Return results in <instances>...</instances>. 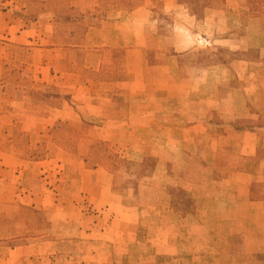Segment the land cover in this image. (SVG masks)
Returning <instances> with one entry per match:
<instances>
[{
  "label": "crops",
  "instance_id": "1",
  "mask_svg": "<svg viewBox=\"0 0 264 264\" xmlns=\"http://www.w3.org/2000/svg\"><path fill=\"white\" fill-rule=\"evenodd\" d=\"M68 1L72 11L85 15L101 6L100 0ZM18 2L4 0L0 7V44L27 46L34 55L49 52L36 77L59 80L55 85L65 88L67 97L60 106H47V118L25 116L23 108H3L2 113L22 114L23 122H32L22 130L40 136L60 122L83 139L87 135L81 126L88 123L94 138L113 143L128 160L155 161L145 189H160L158 212L215 219L228 234L240 236L244 249L263 253L264 0H223L202 18L175 0L113 2L74 46L53 35L52 14L33 15L26 22L21 15L26 4ZM158 10L173 16L167 31ZM57 63L62 70L53 66ZM1 87L0 106L18 108L21 101L10 104L12 92H1ZM26 95L22 101L41 102ZM45 122L50 128L43 132ZM45 161L12 157L0 170V201L30 199L35 207L48 209L34 189H19L26 167L18 175L14 167ZM78 166V190L84 192L78 196L99 212L82 214L92 218L87 228L99 226V217L115 208L119 212L107 215L110 224L116 222V240L135 235L143 205L131 197L132 189L114 192L113 175L103 166L88 168L81 158ZM173 188L187 191L186 199L174 195ZM182 202L190 213H181Z\"/></svg>",
  "mask_w": 264,
  "mask_h": 264
},
{
  "label": "rangeland",
  "instance_id": "2",
  "mask_svg": "<svg viewBox=\"0 0 264 264\" xmlns=\"http://www.w3.org/2000/svg\"><path fill=\"white\" fill-rule=\"evenodd\" d=\"M3 1H0V7H3ZM19 1L17 5L26 4L25 14L20 13L26 22L33 15L45 13H35L44 8L32 4L36 0ZM111 1L100 0L97 15L107 12V5ZM124 1L126 0L119 2ZM66 2L70 7V2ZM96 12H89L88 15H95ZM157 13L159 22L164 31H167L173 16L166 15L161 10ZM16 15L19 16V13ZM232 18L237 22V16L232 15ZM26 22L24 21L25 25ZM68 31L67 28L60 27L58 33L54 30L53 35L64 44L62 38L68 36ZM79 53L81 56L82 53ZM51 56L49 52L34 55L27 46L0 44L1 92H12L10 104L17 105V101H21L18 108L0 106V170L12 163V157L26 161L46 160L40 166L24 163L19 167L15 163L14 167L15 175H18L17 170L26 167L19 189H34L39 196H43L42 199L47 204L45 207L48 208L35 207L30 199H23L22 203L16 201V198L12 202L0 201V264H264V252L255 254L244 249L240 236L228 234L223 226L215 225V219L193 216L181 218L169 215L166 211L158 212L160 207L155 206V203H160L161 191L156 187L145 189L147 176H139L140 173L143 174V171H139L140 166L132 168V175L121 171L112 173L119 179L113 181L112 191L122 192L131 188V197L143 205L135 235L132 234L131 238L124 241L116 240V236L112 234L116 229V222L110 224L107 215L109 212H119L115 208L105 211L104 218L99 217V226L92 230L87 228L92 226V218L85 219L82 216L88 213L97 215L99 212L96 208L91 209L93 205L78 196L84 193L78 190L81 175L78 173V160L81 158L86 167L94 168L109 165L106 157L128 160L126 155L120 153L113 143L97 144L93 132L87 127L88 123L81 126L87 135L83 139H80L79 131L78 137L71 138L70 131H64L67 124L60 122L51 126L47 136H40L22 130L32 124L28 120L23 122L22 114L8 116L1 111L3 108L16 111L23 108L25 116L36 114L43 118L49 115L48 105L60 106L63 103V99L67 97L66 89L55 85L59 80L50 82L43 80L41 76L36 77V71L40 70L38 66L44 68ZM53 66L56 69L63 68L61 63ZM26 94L41 102H30L25 98L22 101L21 95L27 97ZM48 128L50 127L48 124L46 126V122L42 124L43 132ZM88 139V142L85 141ZM91 145L102 152L100 158L102 155L105 157H91V153H88ZM76 150L80 151L78 155H75ZM123 180H130L131 184L124 185ZM173 189V194L182 199L188 196L187 191ZM181 205L184 207L182 214L190 213L186 202ZM104 207L107 208L106 203ZM197 222L201 225L196 226Z\"/></svg>",
  "mask_w": 264,
  "mask_h": 264
},
{
  "label": "trees",
  "instance_id": "3",
  "mask_svg": "<svg viewBox=\"0 0 264 264\" xmlns=\"http://www.w3.org/2000/svg\"><path fill=\"white\" fill-rule=\"evenodd\" d=\"M120 0H112L108 3L107 6H110L113 2H119ZM178 4L182 5L191 15H194L196 18L204 17L208 11L212 9H217L223 3V0H175ZM32 4H37L40 6H44V8L35 11L38 12H50L53 16L54 22L56 23L57 27L54 29L56 33H58L59 28L62 27L64 29L67 28L68 36L62 38V41L65 45H79L82 42L84 34L88 27L94 26L97 22L98 16L97 14L93 15H85V14H74L66 0H48V1H33ZM101 4V3H100ZM34 13V14H35ZM64 131H70V137H78V131L73 129L70 126H65ZM97 144L101 143L102 141L96 140ZM94 147L89 146V154L91 153V157H99V159L105 157L104 155L101 156L102 153L100 150H95ZM108 160L109 165H103V167L112 173L117 171L125 172L127 175H132V168L136 166H140V172L143 171V174L140 173L139 176L145 177L149 176L155 167V161L148 157L143 159L140 163H136L134 161H128L125 159L119 158H110L106 157ZM99 163V162H97ZM116 179L113 176V180ZM124 185L131 184L130 180H123ZM113 186V182H112Z\"/></svg>",
  "mask_w": 264,
  "mask_h": 264
}]
</instances>
